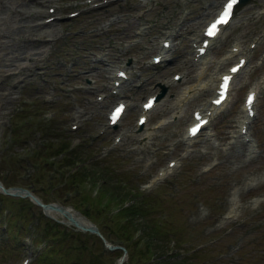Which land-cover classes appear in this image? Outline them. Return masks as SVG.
I'll use <instances>...</instances> for the list:
<instances>
[{
  "label": "rangeland",
  "instance_id": "rangeland-1",
  "mask_svg": "<svg viewBox=\"0 0 264 264\" xmlns=\"http://www.w3.org/2000/svg\"><path fill=\"white\" fill-rule=\"evenodd\" d=\"M74 1L78 3L72 4L71 0H51L58 6L57 13L61 16H64L68 10L78 8L85 3V0ZM181 1L183 10L187 11L186 20L181 24V27L177 24L178 15L175 12L171 14V19L167 16L169 11L163 19L158 16V13H155L154 19L157 26H154L151 33L154 41L145 37L141 43L131 44L136 45L135 51L138 53L136 54L138 63L136 71L139 67L150 68L151 72L144 73L146 76H150L149 80L168 74L175 66L178 67L177 60H175L167 63L160 72L154 74L155 70L149 66L148 60L152 53L158 49L162 37L168 31L176 32L177 35L171 36L174 46L175 44L184 46L181 42L185 41L188 48L189 39L198 31L208 16L206 15L201 22L194 25V19L199 10H210L211 12L221 2V0ZM47 2L48 0H26V3L23 4L26 9L36 10L34 15L27 18L30 20L29 22L34 23L47 14ZM257 3L258 0H250L242 6L232 24L223 32L216 44L228 42L234 36H240L244 42H248L259 31L264 26V13H255L256 9L259 11ZM205 4H210V7L206 9ZM0 6L2 7L0 16H2L8 6L6 4ZM127 6L126 1L117 0L105 9L85 11L76 18L59 19L46 26L30 25L27 28H16L12 33L7 46L8 50L0 52V101L3 102V106L0 107V176L7 179L8 181H6L10 184L21 181L30 183L46 199H65L67 203L72 204V201L80 193L76 192L77 187L81 188L82 186L74 184L65 186L63 183L65 177L61 174V169L48 162L50 160L46 161V167L40 170L31 161L32 149L38 144H42L37 139L46 134L43 131L41 133L37 126L32 127L29 135L25 136L23 132H20L24 138L19 143H14L11 136L12 128L15 129L17 123L16 116L24 110L26 103L32 104V107L37 110H40L41 106L49 107L51 111L56 109L52 115L53 118L50 119L55 121L52 133L63 135L71 143H75L73 146L82 144L83 147H76V150L79 148L77 150L78 160L82 162L79 170L100 168L98 174L93 175L92 179L86 178V180H93L96 185L82 188L80 195L82 201L98 202L103 191L97 184L102 183L108 186L124 184L119 180V177L127 180V188L134 189V185L136 187L138 185L139 189L146 192V195L133 198L134 204H136L135 211L132 210L131 215L130 212L127 213L130 218L132 217V220L137 214L140 216L139 228L145 231L144 241L149 242L150 238L153 241L151 250L141 254L138 247L131 244L130 253L126 256L124 264H146L144 257L151 255L158 258V263L155 264H176L177 262H179L178 264H201L204 263L202 262L204 260H209L212 264H264V199H257L264 197V177H262L264 173V83L258 100V116L252 124V142L258 144L257 151L250 152L248 145L243 142V137L236 136L241 118L240 99H242L244 88L250 84L252 77H261V70L256 71V69L260 65L259 55L264 51V42L255 51L252 50L253 59L237 78L228 107L222 112L220 111L214 118L212 127L215 126V130L212 137L204 136L205 133L212 131L207 130L194 144L184 142L181 125L184 115L179 119L180 121H169L158 126L162 117L169 118L174 109L172 107L175 105L176 94L173 93L180 94L184 84L172 88L168 86V94L151 113L152 120L149 127L152 129L149 131L155 132L154 137L145 141H141L132 130L135 126L134 118L138 112L140 100V93L133 92L130 96L132 106L120 126L130 129L131 135L117 147L111 148L109 143L118 129H109L103 136L98 135L97 130L106 121V111L117 97L111 93L110 80L104 79L110 71L102 70L103 63H99L100 66L97 65L98 68H94V53L99 51L101 46L109 45L113 40L120 44L119 41L122 38H127L132 34L135 22L132 19L129 21L130 14L125 12V9L128 10ZM161 7L162 5L159 6V8ZM118 9L122 10L123 17L101 31V27L108 19L109 11L116 12L115 10ZM16 14L14 10L10 21L17 18ZM69 31L70 33H68ZM153 42H155L154 45ZM139 46H142L143 49H139ZM32 52L35 57L31 61L32 67L27 72L20 70L16 74L15 71H18L16 65L22 64L26 56ZM110 59L114 61L113 57L108 55V60ZM68 62L72 64L70 71L66 66ZM181 65H183L182 62L179 66ZM41 69L45 70V73H41ZM19 75L25 77L17 82ZM85 75L97 78L95 85L98 89L86 85ZM48 82H53L56 85L55 90L51 92L54 93L53 100L45 98L46 90L49 89ZM243 85L244 87H242ZM99 87L107 90L109 94L100 102L96 100V92L101 91ZM206 97V95L198 94L187 101L184 112L185 109L192 108ZM74 102H77L81 107L79 113L81 122L80 127L73 130L71 120L76 116L73 111ZM35 117L44 123L51 116L47 115V111H41ZM30 121L29 118L27 122ZM169 144L175 145L174 149H171ZM182 152L184 153L182 154ZM10 154L15 155L13 159V156H8ZM171 157H177L179 161L169 175L156 179L151 187H146L147 178L156 177L157 171L166 168L167 161ZM9 161L12 162L11 164L16 163L21 168L10 171ZM216 163L217 165L209 171L211 173L202 174L206 166ZM41 170L46 181L36 182L35 175ZM246 174L249 175L248 178ZM250 178H254L256 183L252 186H245ZM238 179L241 180L240 183H232ZM88 183L89 181H86V185ZM237 187V193L240 196L239 214L228 221L225 227L216 230L213 222L221 217L225 209H230L231 203L228 196ZM103 189H105L104 185ZM166 190L171 193L168 195ZM170 194H174V197ZM15 197L17 201L13 207L17 208V205L23 201L25 211L29 212V221L32 220V223L27 224L26 222L25 225L21 219L12 218L15 217L11 216L12 205H8L0 197V264H19L23 256L29 252L33 257L30 264H52L49 261L37 260V257L44 249L43 246L51 243L43 241L41 233L55 220L51 217L45 218L37 204L30 203L29 198ZM76 201L73 203L79 207V203ZM81 206L85 207L86 204ZM143 207L147 209L144 210ZM99 209V207L92 206L87 209V213L91 214L99 225H106L103 226L104 231L112 230L109 240L115 243L119 242L120 232L116 233L112 226L107 225L113 219L112 213L109 212V209L104 211ZM161 211L168 214L166 219L159 218L158 212ZM37 218L41 221H37ZM157 221L160 226L163 224L162 227L152 226L151 228V225ZM9 224L13 226L11 231L7 229ZM58 224L60 228L52 233H56L60 238L66 235L63 240V259H70L72 264H116L117 259H115L114 253L120 249H116L111 255H108V250L105 249L100 236L76 230L72 226H66L59 222ZM21 226L23 231L20 234ZM148 230H153L154 235L147 234ZM134 231L131 229L130 232ZM16 234H19V237ZM168 236L177 238V245L182 247L172 248L168 243ZM24 237L30 241L28 245L24 242ZM187 237L189 246H193L195 241L198 242L201 239L216 238L215 246L218 245V247L208 250L207 253L200 252L192 255L188 253L187 247L183 248V244L188 240ZM143 245V243L140 244L142 247ZM219 249L228 250V254L224 255L226 258H217ZM45 259H51L50 251H46Z\"/></svg>",
  "mask_w": 264,
  "mask_h": 264
},
{
  "label": "bare ground",
  "instance_id": "bare-ground-1",
  "mask_svg": "<svg viewBox=\"0 0 264 264\" xmlns=\"http://www.w3.org/2000/svg\"><path fill=\"white\" fill-rule=\"evenodd\" d=\"M1 4L9 5V8L17 9L18 6H21V0H0ZM17 14H23V10H19ZM0 52H4L3 50H8L6 47L7 38H11L12 33L15 32V28L23 25L21 19H15V21L9 23L6 21H2L0 19ZM17 26V27H16ZM3 54V53H1ZM19 68H22L23 66L18 65ZM70 212L80 221L83 223V218L81 217V214L77 213L75 210H71ZM51 215L55 218L62 219V220H68V217L61 211L53 210L51 211Z\"/></svg>",
  "mask_w": 264,
  "mask_h": 264
},
{
  "label": "trees",
  "instance_id": "trees-1",
  "mask_svg": "<svg viewBox=\"0 0 264 264\" xmlns=\"http://www.w3.org/2000/svg\"><path fill=\"white\" fill-rule=\"evenodd\" d=\"M76 157H77V155L76 154H73V156H71V157H69L68 159H67V161L69 162V163H74L75 161H76ZM85 175L86 176V174L87 173H82V175ZM113 187H116L117 188V192H118V194H119V196L121 197L122 195H129V193H128V190H126L125 188H123L122 186H120V185H110V186H106V189H105V194H107V192H109V190L110 189H113ZM123 189H125V190H123ZM120 197H118V198H120ZM126 212H130V215L133 213L132 212V210L133 211H135V209H134V207H132V208H125L124 209ZM128 214V213H127ZM129 215V214H128ZM127 217V219L129 218L128 216H126ZM129 221V220H128ZM138 222H135L134 220H131L130 222H129V224H127L126 225V229H129V227H132V228H136L137 226H138ZM150 235H154V233H151ZM152 241H149L148 243H147V245H148V247H150L152 244ZM147 250H148V248L146 249V252H147ZM145 252V251H144ZM163 262H165V260H162ZM156 263H158V261H156ZM179 262H177L176 264H178ZM153 264V263H152ZM160 264H163V263H160ZM166 264V263H165Z\"/></svg>",
  "mask_w": 264,
  "mask_h": 264
},
{
  "label": "snow or ice",
  "instance_id": "snow-or-ice-1",
  "mask_svg": "<svg viewBox=\"0 0 264 264\" xmlns=\"http://www.w3.org/2000/svg\"><path fill=\"white\" fill-rule=\"evenodd\" d=\"M234 3H235V0H227V3L223 6V11H222L221 16H220L221 21H225L228 18ZM215 27H216V24L213 23L211 25V28L214 29ZM233 71H235V69H233ZM225 79H227V78H225Z\"/></svg>",
  "mask_w": 264,
  "mask_h": 264
},
{
  "label": "water",
  "instance_id": "water-1",
  "mask_svg": "<svg viewBox=\"0 0 264 264\" xmlns=\"http://www.w3.org/2000/svg\"><path fill=\"white\" fill-rule=\"evenodd\" d=\"M71 218H72V220H74L76 222L75 218H73V217H71Z\"/></svg>",
  "mask_w": 264,
  "mask_h": 264
}]
</instances>
